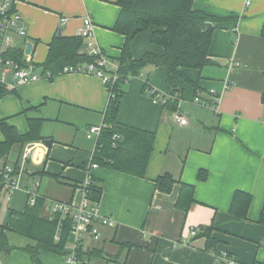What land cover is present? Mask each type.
<instances>
[{"label": "crops", "instance_id": "1", "mask_svg": "<svg viewBox=\"0 0 264 264\" xmlns=\"http://www.w3.org/2000/svg\"><path fill=\"white\" fill-rule=\"evenodd\" d=\"M118 1H15L26 27L24 37H15L16 50H22L24 58L26 47L32 45L30 59L42 65L59 33L78 37L84 19L90 18L96 41L118 63L126 41L114 31L120 14ZM194 7L222 19L212 23L210 54L217 65L186 70L193 84L173 80L175 95H179L173 110L170 105L153 104V95L146 90L149 79L151 89L162 97L170 95L161 67L148 66L123 85L118 121L154 133V150L144 178L105 167L93 170L95 183L103 188L100 213L115 221L116 227H102L98 240L84 238L79 257L89 264H223V253L242 264L264 261V0H197ZM131 51L136 60L147 52L161 54L151 43L150 32L138 35ZM81 53L89 56L85 44ZM4 88L0 122L26 135L30 121L40 119L41 139L23 148L15 146L8 156L6 163L12 155L11 163H15L24 149L33 150L21 189L11 196L0 223V237L10 213L30 207L27 190L36 182L45 207L53 202L81 203L83 195L76 185L86 179L97 150L96 141L87 138V129L104 122L109 102L103 81L81 73H59L52 79ZM198 90L204 99L211 90L220 94L216 111L193 103ZM176 111L188 119V125L174 121ZM5 140L0 127V143ZM43 140H50V147ZM165 174L174 180L169 192L156 185ZM43 178L48 179L45 186ZM183 184L194 188L188 208L179 205ZM237 192L251 197L245 217L231 212ZM3 196L8 195L0 192ZM44 214L54 217L46 208ZM192 228L198 230L196 235ZM205 229H210L216 243L213 249L207 248V237L200 235ZM3 234L10 248L2 253L6 255L3 264H67L65 252L47 251L39 253L37 263L27 251L37 245L35 241L9 230Z\"/></svg>", "mask_w": 264, "mask_h": 264}, {"label": "trees", "instance_id": "2", "mask_svg": "<svg viewBox=\"0 0 264 264\" xmlns=\"http://www.w3.org/2000/svg\"><path fill=\"white\" fill-rule=\"evenodd\" d=\"M25 1V0H14ZM197 0H119L120 14L114 31L125 36V44L122 49L118 64L122 77L114 91L116 98L108 102L104 115V123L107 129L99 140V147L93 156L92 162L99 167L110 168L115 171L144 178L147 166L154 150L155 134L123 125L118 121L123 85L133 76H140L142 70L148 66L161 67L165 72V79L169 93L173 99L168 100L167 107L173 110V103L178 101V93L175 95L173 87L174 79H183L192 83L185 75L186 70L202 71L204 68L217 65L210 54L213 39V30L207 25L222 22L196 10L194 5ZM150 32L151 43L161 49V54L145 53L139 59H133L131 45L140 34ZM264 38V27L262 29ZM85 44L82 37L56 36L47 53L45 62L40 66L43 72H49L53 76L59 74L65 66L85 65L91 58L81 53ZM13 58L21 61L23 51L16 50ZM125 80H127L125 82ZM149 84V79L146 81ZM193 84V83H192ZM120 88V89H119ZM6 94L4 87L0 86V98ZM264 102V92L262 96ZM40 119L30 121V132L20 135L15 129L0 122L6 140L0 143V163H6L8 156L15 146L22 148L28 142L41 139L38 134ZM119 135L121 139L114 146L112 137ZM200 178L204 176L200 174ZM174 180L169 175H163L156 183L157 188L163 192H169ZM78 185V184H77ZM76 185V186H77ZM194 188L182 185L179 205L188 208L193 202ZM103 193L101 185L95 183L91 187L90 198L99 203ZM250 195L237 192L234 196L231 212L240 217H245L250 205ZM45 203L39 198L33 207H26L23 212L12 211L7 227H2L0 237V253H8L10 248L3 234L4 230L15 232L37 243L27 251L32 259L39 263L41 251L64 254V247L71 231V220L55 215L44 214ZM210 229L202 230L200 235L208 239L207 248L213 249L214 240L209 235ZM59 234V241L55 237Z\"/></svg>", "mask_w": 264, "mask_h": 264}, {"label": "built area", "instance_id": "3", "mask_svg": "<svg viewBox=\"0 0 264 264\" xmlns=\"http://www.w3.org/2000/svg\"><path fill=\"white\" fill-rule=\"evenodd\" d=\"M249 4V3H248ZM66 19L62 20L65 23ZM94 24L90 18L84 19V27L80 31L79 37L85 41L91 61L85 65L65 66L60 74H86L96 76L101 79L108 88L109 101L116 98L117 93L114 91L117 84H120L122 77L119 73L120 66L113 61L100 47L94 35ZM26 27L20 13L16 9L14 0H0V86L14 88L16 86L34 83L41 78L52 79L54 76L49 72H43L40 66H37L30 59V55L25 54L21 61L13 58L12 54L16 51L15 37H24ZM26 57V58H25ZM127 80H125L126 82ZM232 86V83H226V87ZM120 89V88H119ZM146 90L152 93V103L155 105L162 104L167 107L168 100L173 97L168 95L162 97L160 93L151 89L150 84H146ZM207 99L203 98L202 90H198L193 103L205 110L216 111L220 94L215 90L207 93ZM173 119L177 124L186 126L189 124L188 119L180 112L173 113ZM107 129L106 123L102 122L97 126H90L87 129V138L96 141V149L99 147V140L103 137ZM114 146L121 139L119 135L112 137ZM97 152V150H96ZM33 157L32 148L24 149L19 159L12 164H0V192L12 196L16 191L21 189V181L24 173L27 172V165ZM91 159L87 167L86 179L78 183L77 188L81 191L83 198L78 206L63 202H53L46 206V210L52 216L58 215L62 218L71 220V231L65 244L64 252L66 253L67 264H89L87 260L79 257V248L85 237H91L98 240L101 237V228H115L116 222L103 216L99 210V203L91 200V187L94 184L93 170L99 168L96 162ZM40 184L35 183L34 188L27 190L28 203L33 207L40 194L38 187ZM193 235L198 233L195 228L191 229ZM59 234L56 235V241H59ZM223 264H242L228 253H223L220 257ZM0 264L2 254L0 253ZM253 264H264V261L254 262Z\"/></svg>", "mask_w": 264, "mask_h": 264}, {"label": "rangeland", "instance_id": "4", "mask_svg": "<svg viewBox=\"0 0 264 264\" xmlns=\"http://www.w3.org/2000/svg\"><path fill=\"white\" fill-rule=\"evenodd\" d=\"M14 155H12V159H9V164H12L11 162H13V160H14ZM47 181H48V179L47 178H43V183H42V185H46V183H47ZM39 183V182H38ZM23 186V185H22ZM11 196H6V197H2V198H0V223H2L3 222V217L6 215V213L8 212V210H9V203H10V201H11ZM11 207H14V205L13 204H11Z\"/></svg>", "mask_w": 264, "mask_h": 264}, {"label": "water", "instance_id": "5", "mask_svg": "<svg viewBox=\"0 0 264 264\" xmlns=\"http://www.w3.org/2000/svg\"><path fill=\"white\" fill-rule=\"evenodd\" d=\"M207 28H208L209 30H213V25L209 23V24L207 25ZM59 35H61V33H59ZM32 49H33V46H32V45H28V46L26 47V51H25L26 54H27V55H30V54L32 53ZM42 143H43L45 146H47V147H50V145H51V141H50V140H43ZM5 260H6V255L3 254V255H2V262L4 263Z\"/></svg>", "mask_w": 264, "mask_h": 264}]
</instances>
